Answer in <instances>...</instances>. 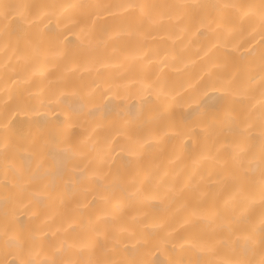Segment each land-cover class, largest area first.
<instances>
[{
  "label": "bare ground",
  "instance_id": "bare-ground-1",
  "mask_svg": "<svg viewBox=\"0 0 264 264\" xmlns=\"http://www.w3.org/2000/svg\"><path fill=\"white\" fill-rule=\"evenodd\" d=\"M0 3V264H259L261 0Z\"/></svg>",
  "mask_w": 264,
  "mask_h": 264
},
{
  "label": "snow or ice",
  "instance_id": "snow-or-ice-1",
  "mask_svg": "<svg viewBox=\"0 0 264 264\" xmlns=\"http://www.w3.org/2000/svg\"><path fill=\"white\" fill-rule=\"evenodd\" d=\"M28 7L27 5H22V4H10V3H0V19H3L4 21H7L9 17H14L16 10L20 8H26ZM125 7V6H121ZM127 8H132L136 9L139 8L143 10L146 7H150L148 5L144 4H129L126 6ZM225 7H230L232 9H235L237 12H243L244 15H249L252 13L253 9H256L258 7L259 11V16H260V23H261V29L262 33H264V0H261V4L259 6L253 5V4H243V3H233L229 5H225ZM248 10V11H245ZM262 43H264V34H262ZM4 131H5V143L3 145H0V147H3L5 153L8 152L10 145L7 143L8 136H7V126L4 125ZM15 175L17 176H22V173L19 171L14 170ZM32 178H40L42 179L43 177H32ZM261 182L264 183V157H262V163H261ZM259 232L261 234L260 236V245H261V250L264 252V219H261L260 225H259ZM256 231L255 228L252 229V232L254 233ZM251 238V237H249ZM28 264H34L33 261H29ZM42 264H56L55 260H45L42 262ZM222 264H253L252 261L250 260H228L222 262ZM259 264H264V256H262L261 260L259 261Z\"/></svg>",
  "mask_w": 264,
  "mask_h": 264
}]
</instances>
